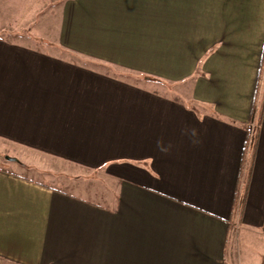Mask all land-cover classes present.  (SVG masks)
<instances>
[{
    "label": "crops",
    "instance_id": "crops-1",
    "mask_svg": "<svg viewBox=\"0 0 264 264\" xmlns=\"http://www.w3.org/2000/svg\"><path fill=\"white\" fill-rule=\"evenodd\" d=\"M48 1L0 31V140L113 192L2 163L0 264H231L264 237V0Z\"/></svg>",
    "mask_w": 264,
    "mask_h": 264
},
{
    "label": "rangeland",
    "instance_id": "rangeland-1",
    "mask_svg": "<svg viewBox=\"0 0 264 264\" xmlns=\"http://www.w3.org/2000/svg\"><path fill=\"white\" fill-rule=\"evenodd\" d=\"M48 3L49 1L46 0L44 3H40V6L47 5ZM40 6L36 3L32 4L30 0H5L0 4V31L5 30L7 36V33H9V31L11 30L15 32L23 30L29 33L36 30H48V21H44V19L42 22L40 21V15L38 13V11L41 9ZM48 35L49 34H47L45 39H47ZM9 40L13 42H21V40H18L16 38V36H12L11 38H9ZM28 42L38 48H48V46L42 43L40 39L37 41L32 40L30 38ZM59 56L67 57V55L64 54H59ZM157 88L159 90H162L163 93H165V89L163 87L157 85ZM171 89L172 90L169 91V95H171L172 97L177 95L179 96V100L184 101V99L182 98L186 95V92L188 90L187 86H185L184 88L171 87ZM6 146L7 145H5V142L0 140V166L2 163L7 162V160L5 159L6 156H9L11 158L15 157L17 158V162H12L8 164L11 170H14L19 174L25 175L29 178L35 179L46 184L54 185V187L66 189V182L68 181L72 184H81L84 186H88V188H93L99 192H105L106 194L112 196L113 182L110 179L107 180L108 182L105 184H96V182L94 181L95 173L90 172V170L74 165H69L54 159H48L51 162H48L47 164L46 158L39 159L38 157L37 159L28 160L30 159V156H26L27 152L26 154L19 152L21 155L16 154L15 151H9L8 148L6 149ZM17 156L21 157V159ZM18 160L20 162H18ZM28 161L33 163L35 166L31 168L27 167ZM52 164H55V167H51ZM45 169L52 176L47 177L48 175L43 172L45 171ZM53 171H55V173H53ZM235 235L236 237L233 236V240L231 242H233V244L236 246V249H234L233 251V254L234 252L235 254L231 257L230 263H259V261L264 256V237L258 232H251L245 230H241L240 235L238 232ZM239 244L240 248L238 246Z\"/></svg>",
    "mask_w": 264,
    "mask_h": 264
},
{
    "label": "built area",
    "instance_id": "built-area-1",
    "mask_svg": "<svg viewBox=\"0 0 264 264\" xmlns=\"http://www.w3.org/2000/svg\"><path fill=\"white\" fill-rule=\"evenodd\" d=\"M253 130H254V124L253 123H251L250 124V135H249V141L251 140V138L253 137Z\"/></svg>",
    "mask_w": 264,
    "mask_h": 264
},
{
    "label": "water",
    "instance_id": "water-1",
    "mask_svg": "<svg viewBox=\"0 0 264 264\" xmlns=\"http://www.w3.org/2000/svg\"><path fill=\"white\" fill-rule=\"evenodd\" d=\"M5 159L7 160V161H17V159L16 158H11V157H9V156H6L5 157Z\"/></svg>",
    "mask_w": 264,
    "mask_h": 264
}]
</instances>
